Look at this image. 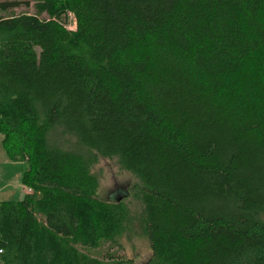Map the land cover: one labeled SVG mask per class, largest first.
<instances>
[{
    "label": "trees",
    "instance_id": "trees-1",
    "mask_svg": "<svg viewBox=\"0 0 264 264\" xmlns=\"http://www.w3.org/2000/svg\"><path fill=\"white\" fill-rule=\"evenodd\" d=\"M29 6L0 0V144L29 190L0 201V264H136L110 250L137 229L145 264H264V0Z\"/></svg>",
    "mask_w": 264,
    "mask_h": 264
},
{
    "label": "rangeland",
    "instance_id": "rangeland-1",
    "mask_svg": "<svg viewBox=\"0 0 264 264\" xmlns=\"http://www.w3.org/2000/svg\"><path fill=\"white\" fill-rule=\"evenodd\" d=\"M30 1L28 8H19L15 12L24 11L33 13V1ZM43 17H46L43 15ZM67 27L74 29V20L71 16H67ZM8 161L6 155L0 144V201H16L23 198L26 188L21 183V175L27 169V165H14ZM92 171L96 174L98 179V195L104 199L123 198L124 204L129 208L130 213L138 216L141 211V203L135 196L132 189L135 183L134 177L123 170L115 160L100 159L94 165ZM137 227V226H136ZM120 246L110 251H116L118 255L123 256L125 259H130L136 264H145L151 257V250L147 239L137 229L133 230L127 236L119 239Z\"/></svg>",
    "mask_w": 264,
    "mask_h": 264
},
{
    "label": "crops",
    "instance_id": "crops-1",
    "mask_svg": "<svg viewBox=\"0 0 264 264\" xmlns=\"http://www.w3.org/2000/svg\"><path fill=\"white\" fill-rule=\"evenodd\" d=\"M14 165H22V164H24V165H27L24 161L23 162H15V163H13ZM29 192V190L26 188V191H25V193L24 194H27Z\"/></svg>",
    "mask_w": 264,
    "mask_h": 264
},
{
    "label": "built area",
    "instance_id": "built-area-1",
    "mask_svg": "<svg viewBox=\"0 0 264 264\" xmlns=\"http://www.w3.org/2000/svg\"><path fill=\"white\" fill-rule=\"evenodd\" d=\"M69 14V16H71L72 17V15L70 14V13H68ZM73 18V17H72ZM0 253H1V250H0Z\"/></svg>",
    "mask_w": 264,
    "mask_h": 264
}]
</instances>
